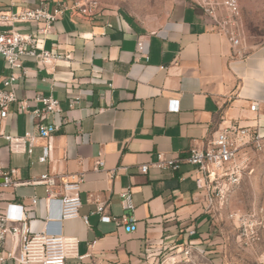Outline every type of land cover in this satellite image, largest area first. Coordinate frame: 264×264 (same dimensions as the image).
Returning a JSON list of instances; mask_svg holds the SVG:
<instances>
[{
  "label": "crops",
  "instance_id": "0c3cea01",
  "mask_svg": "<svg viewBox=\"0 0 264 264\" xmlns=\"http://www.w3.org/2000/svg\"><path fill=\"white\" fill-rule=\"evenodd\" d=\"M76 1L26 0L20 7L44 2L51 10ZM167 2L155 26L115 9L99 8L91 18L66 11L37 43L68 60L47 66L22 60L27 77L15 82L16 98L31 112L36 95L52 96L63 121L30 156L10 153L0 139V170L14 171L20 184L0 189V212L22 217L16 225H24L27 235L76 237L81 259L66 264H227L235 229L226 218L233 203L206 213L187 164L177 172L149 168L146 174L139 167L155 162L159 153L183 158L192 147L205 148L219 129L231 125L259 126L264 134V44L234 48L190 0ZM8 5L0 0V8ZM16 30L37 33L31 25ZM138 41L143 55L136 51ZM11 72L0 59V87ZM170 101H178L177 112L169 110ZM8 114L4 133L35 131L32 115L19 113L16 103ZM48 144L50 158L41 163ZM98 157L104 168L95 170ZM46 173L82 175L79 218L60 220L59 204L46 200L44 187L28 183ZM126 190L132 210L123 205ZM101 216L111 221L104 223ZM130 219L136 230L126 233ZM16 247L6 239L5 249ZM189 247L190 258L184 254Z\"/></svg>",
  "mask_w": 264,
  "mask_h": 264
},
{
  "label": "built area",
  "instance_id": "2783aa9c",
  "mask_svg": "<svg viewBox=\"0 0 264 264\" xmlns=\"http://www.w3.org/2000/svg\"><path fill=\"white\" fill-rule=\"evenodd\" d=\"M9 5L0 8V59L12 71L4 78L0 87V139L6 142L10 153L30 156L39 140H49L60 127V103L52 96L36 95L34 102L36 108L29 112L27 104L19 101L14 93L13 86L19 79L27 77V70L22 66L25 58L33 59L37 64L47 66L68 60V56L54 54L38 46V40H45L51 32L55 22L69 11L71 15L91 18L99 11V4L95 0H78L71 7L58 3L53 9L41 2L35 7H20L26 0H8ZM191 3L202 11L204 17L212 21L214 29L237 48L242 45L239 35L230 27L234 26L239 15L238 0H190ZM15 8V9H14ZM16 25H31L36 28V35L22 34L16 30ZM144 44L137 42V53L143 55ZM237 51V54H240ZM19 73V74H16ZM16 103L19 113H30L35 121V131L26 132L23 136H13L4 133L2 124L8 117L9 107ZM258 103L250 106L251 111H256ZM169 110H179L178 101L169 102ZM251 154H264V134L257 126L250 130L239 125H231L216 132L214 140L205 148L192 147L183 158L168 157L163 153L157 154V160L139 167L142 174L149 168L177 172L182 164L192 167V177L197 192L204 197L206 213L216 211L223 207L231 191L240 185L244 170L250 162ZM50 158V145L43 148L39 162L45 163ZM104 168L101 157L96 159L95 170ZM14 171L0 170V189L19 186L13 180ZM109 175L113 176L110 172ZM32 186L44 187L46 200L55 201L60 207V220L79 218L81 200L80 188L83 183L82 175H68L65 177L42 174L28 182ZM123 205L127 210L133 209L128 190L122 193ZM37 199H32V204H37ZM103 207L99 206L98 212L102 213ZM237 215L230 214L229 218ZM239 220L240 217H237ZM84 220V219H83ZM101 221L108 223L110 217L101 216ZM22 217L12 218L0 212V264L12 261L14 264H66L68 260H79V241L76 237L64 236L59 233L43 231L27 235ZM126 233L136 230V222L130 219L124 223ZM195 230L190 231L194 235ZM22 240L19 242V238ZM7 238L16 241V248L5 249ZM184 254L190 258V247Z\"/></svg>",
  "mask_w": 264,
  "mask_h": 264
},
{
  "label": "rangeland",
  "instance_id": "374dc122",
  "mask_svg": "<svg viewBox=\"0 0 264 264\" xmlns=\"http://www.w3.org/2000/svg\"><path fill=\"white\" fill-rule=\"evenodd\" d=\"M95 1L102 9H115L150 26H155L165 15L168 4V0ZM238 4L239 15L230 28L239 35L242 44L263 45L264 0H238ZM249 156L240 185L228 197L233 205L226 220L228 227L235 229V235L228 248L227 264H264V154ZM230 214L240 219L229 218Z\"/></svg>",
  "mask_w": 264,
  "mask_h": 264
}]
</instances>
